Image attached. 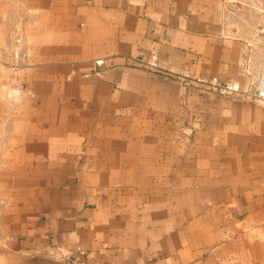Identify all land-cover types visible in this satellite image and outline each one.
I'll return each mask as SVG.
<instances>
[{
  "label": "crops",
  "instance_id": "crops-1",
  "mask_svg": "<svg viewBox=\"0 0 264 264\" xmlns=\"http://www.w3.org/2000/svg\"><path fill=\"white\" fill-rule=\"evenodd\" d=\"M260 38L264 0H0V264H264V105L193 83Z\"/></svg>",
  "mask_w": 264,
  "mask_h": 264
},
{
  "label": "built area",
  "instance_id": "built-area-1",
  "mask_svg": "<svg viewBox=\"0 0 264 264\" xmlns=\"http://www.w3.org/2000/svg\"><path fill=\"white\" fill-rule=\"evenodd\" d=\"M95 64H101V61H95ZM194 85H203L221 95L232 96L240 99H247L264 105V73L259 77L251 89H242L235 82L219 84L216 78L208 80H196Z\"/></svg>",
  "mask_w": 264,
  "mask_h": 264
},
{
  "label": "rangeland",
  "instance_id": "rangeland-1",
  "mask_svg": "<svg viewBox=\"0 0 264 264\" xmlns=\"http://www.w3.org/2000/svg\"><path fill=\"white\" fill-rule=\"evenodd\" d=\"M257 44L259 45V50H260V52H263L262 54H261V56L262 57H264V38H260V41L259 42H257ZM255 56H256V53L254 54ZM262 60H264V58H262ZM264 73V70L261 72V75ZM260 75V76H261ZM257 82V81H256Z\"/></svg>",
  "mask_w": 264,
  "mask_h": 264
}]
</instances>
